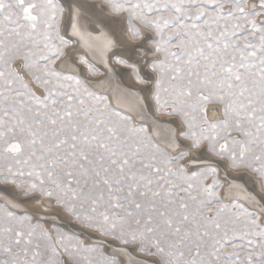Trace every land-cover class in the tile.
Wrapping results in <instances>:
<instances>
[{
    "label": "rangeland",
    "instance_id": "1",
    "mask_svg": "<svg viewBox=\"0 0 264 264\" xmlns=\"http://www.w3.org/2000/svg\"><path fill=\"white\" fill-rule=\"evenodd\" d=\"M104 1L136 38L140 27L157 35L152 107L176 118L189 146L264 186V26L218 0ZM64 18L57 0H0V183L158 264H264L263 214L225 200L216 168L191 169L188 151L173 157L89 79L59 67L73 45ZM79 53L89 77L101 76ZM121 67L142 85L133 64ZM211 103L224 117L206 116ZM67 263L121 264L0 203V264Z\"/></svg>",
    "mask_w": 264,
    "mask_h": 264
},
{
    "label": "bare ground",
    "instance_id": "2",
    "mask_svg": "<svg viewBox=\"0 0 264 264\" xmlns=\"http://www.w3.org/2000/svg\"><path fill=\"white\" fill-rule=\"evenodd\" d=\"M57 1L63 9L65 17L63 33L73 43L59 67L67 73L75 72V74L89 79V82L100 94L109 97L113 106L130 116L136 124H145L155 141L173 157L181 151H188L190 157L187 162L191 163H188L191 169L201 166L216 168L225 182L224 199L244 202L249 208L262 213L264 219V186L262 182L248 170L233 169L223 158H217L209 151L205 152L189 146L183 136L184 129L181 128L176 118L152 107V103H155L152 95L157 90L155 79L158 77L155 64L156 59L160 57L159 52H156L158 48L154 44V38L157 35L150 34L151 31L149 33V29L146 27H140L136 38L135 29L131 26L128 15L115 12L104 0ZM253 6L256 7V4ZM78 52L101 70V76L89 77L88 67L81 66L78 62L79 55L76 54ZM123 64L135 66L137 73L142 78L141 86L135 84V79L130 76L127 70H123L121 67ZM104 67H106V71L103 70ZM20 70L23 71L21 68ZM109 72H111V76ZM32 86L37 88L33 83ZM206 109V116L210 120L214 121L224 117L223 107L219 104H208ZM182 125L184 126L183 123ZM197 164L199 165L197 166ZM0 188V201L3 205L7 204L18 211H25V214H29L35 220L40 218L39 221H43L47 227L51 228L53 224H57L82 237L85 242L102 245L108 254L116 256L121 264H154L153 260L141 259L142 257L131 247L83 230L82 226L75 227L77 224L73 225L74 220L71 217L69 220L62 216L50 201L38 203L37 196L23 197V193L17 187L11 188L0 183ZM44 205L49 210L45 209Z\"/></svg>",
    "mask_w": 264,
    "mask_h": 264
},
{
    "label": "built area",
    "instance_id": "3",
    "mask_svg": "<svg viewBox=\"0 0 264 264\" xmlns=\"http://www.w3.org/2000/svg\"><path fill=\"white\" fill-rule=\"evenodd\" d=\"M222 5V12L232 14L235 12L253 14L255 17V24L264 26V1L263 0H218ZM256 4V7L253 6Z\"/></svg>",
    "mask_w": 264,
    "mask_h": 264
},
{
    "label": "water",
    "instance_id": "4",
    "mask_svg": "<svg viewBox=\"0 0 264 264\" xmlns=\"http://www.w3.org/2000/svg\"><path fill=\"white\" fill-rule=\"evenodd\" d=\"M69 36H70V33L68 34ZM115 51V50H114ZM113 53V51L110 53V55ZM109 63H111V61H109ZM102 68V67H101ZM103 70H105L106 71V67H104L103 68ZM111 71H112V69H111ZM111 72H109V75L111 76V74H110ZM171 128H173V127H170V129ZM0 190H1V188H0ZM2 193H4V192H2ZM0 203H1V201H0ZM2 205H3V203H1ZM4 204H6V203H4ZM5 208H7V209H9V210H11L12 212H15V213H18V214H24L25 213V211H18V209H13V208H11L10 206H8L7 204L6 205H3ZM38 220H41L40 218H38ZM140 259V258H139ZM141 259H143V258H141ZM143 260H146V259H143ZM153 263V262H152Z\"/></svg>",
    "mask_w": 264,
    "mask_h": 264
}]
</instances>
